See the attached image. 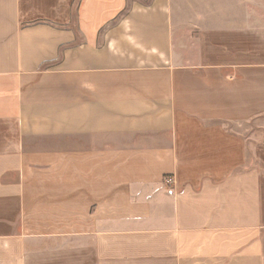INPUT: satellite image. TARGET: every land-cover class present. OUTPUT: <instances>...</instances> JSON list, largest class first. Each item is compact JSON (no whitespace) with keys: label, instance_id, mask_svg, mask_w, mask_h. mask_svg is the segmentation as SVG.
<instances>
[{"label":"crops","instance_id":"crops-1","mask_svg":"<svg viewBox=\"0 0 264 264\" xmlns=\"http://www.w3.org/2000/svg\"><path fill=\"white\" fill-rule=\"evenodd\" d=\"M0 264H264V0H0Z\"/></svg>","mask_w":264,"mask_h":264},{"label":"built area","instance_id":"built-area-1","mask_svg":"<svg viewBox=\"0 0 264 264\" xmlns=\"http://www.w3.org/2000/svg\"><path fill=\"white\" fill-rule=\"evenodd\" d=\"M166 185L172 184V179L171 178H165L163 181Z\"/></svg>","mask_w":264,"mask_h":264}]
</instances>
